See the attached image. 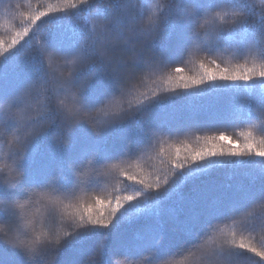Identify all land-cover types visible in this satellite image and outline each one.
Listing matches in <instances>:
<instances>
[{
	"label": "snow or ice",
	"instance_id": "6c2138e0",
	"mask_svg": "<svg viewBox=\"0 0 264 264\" xmlns=\"http://www.w3.org/2000/svg\"><path fill=\"white\" fill-rule=\"evenodd\" d=\"M222 5L241 9L245 13L244 18L237 17L236 26L227 31L219 30L208 21L207 30L201 33L198 27L201 12L198 13L193 0H180L181 8L187 9L188 15L179 19L191 24V44L176 57L164 59L153 56L140 65L144 75L155 77L154 84L159 82L158 89L150 93L139 92L138 98L134 93L144 83V75L136 83H132L134 77L125 76L95 107L85 103L84 93L96 75L97 63H102V58L89 49L88 41L103 35L112 23L103 0H60L58 5L30 17L32 24L43 16L49 17L45 37L38 42L27 61L33 77H38L40 83L31 79L15 95L0 100V105L7 104L0 126L6 129L14 127L15 121L10 113L17 107L18 101H25V112L38 114L35 119L31 118L32 115L26 119L25 127L43 123L53 129L56 121H60L67 129L73 124L84 123L92 128L97 137H102L108 129L128 125V135L119 152L109 154L102 164L96 162L93 154L91 159L76 166L77 181L70 191L87 197V202L82 199L76 209V216L81 223L94 226L83 234L93 231L102 233L96 247L88 255L87 264H103L109 234L127 206L135 204L137 214L125 217L124 221L153 214L158 216L163 201L169 198L170 193L186 182H195L221 167L234 171L251 170L256 174L257 182L239 187L222 202L206 206L202 213L183 222L178 229L179 238L169 244L170 250L163 255L159 254V249L166 235L160 228L146 229L136 239L134 247L143 249L140 255L150 253L155 264L186 251H193L195 264H232L245 251L260 257V261H253V264L264 261V251L245 244L243 237L238 240L234 231L219 226L221 222L231 220L229 227L238 226L242 232L249 234L258 232L260 242L264 244V0H220L204 12ZM157 6L165 7L160 0H156L152 17L148 16L142 25L152 35L151 42L158 40L167 26V23L163 27L156 24ZM167 7L170 13L174 11L171 2ZM237 30L246 31L248 38L243 42L226 39ZM28 35L26 27L7 51L11 52ZM28 55H19L17 62L0 75H18L15 69ZM57 56L64 57L65 63L70 66L67 78L56 76ZM196 63L199 71L194 75H185L186 66L192 64L195 67ZM177 64L185 67H173ZM188 71L191 72L190 69ZM50 80L57 81L63 98L54 108L49 101L45 113L41 107L34 108L26 101ZM106 100L109 103H105ZM178 101L184 104H178ZM53 115L55 119H52ZM101 115L105 123L97 130L95 121ZM237 126L250 128L241 133L245 137L243 144L220 130ZM253 129L260 133L259 140L254 137ZM61 141L67 143V140ZM169 141H178L184 145V151L182 153L177 147L174 154L161 159L162 168L154 169V178L149 173L147 177L138 179L122 167L126 164L131 167V158H143L148 151L157 148L156 157L163 156L167 151L163 145L169 144ZM85 169H89L92 175L87 185L82 187L80 177L85 174ZM113 173L118 174L113 177L115 185L122 184L118 179L122 175L136 186L124 185L123 194L113 196L106 190L107 185L101 187L100 179ZM162 184L167 187L162 189ZM113 191L118 192V188L114 187ZM122 254L117 252L113 255Z\"/></svg>",
	"mask_w": 264,
	"mask_h": 264
},
{
	"label": "trees",
	"instance_id": "16d2710c",
	"mask_svg": "<svg viewBox=\"0 0 264 264\" xmlns=\"http://www.w3.org/2000/svg\"><path fill=\"white\" fill-rule=\"evenodd\" d=\"M170 2L174 10L171 13L167 7ZM219 2L220 0H193L201 15L206 8ZM59 3L60 0H0V74L5 73L10 65L16 63L19 55L29 54L16 67L15 71L19 73L18 75H0V100L15 95L31 79L40 83L38 77H33L31 65L27 61L38 42L45 37L49 17L43 16L35 24L31 23L30 17ZM155 4L156 0H103V5L109 9V18L112 23L103 35L93 37L88 41L89 49L94 50L102 58V63H97L96 75L84 93V101L87 105L91 107L99 105L114 90L117 82L125 76L134 77L132 83H136L144 75L140 70V65L147 63L153 56L164 59L176 57L191 44V24L179 19L180 16L188 15V10L181 8L180 0H162V5L165 7L160 12L162 21L160 27H163L165 23L167 26L160 38L151 42L152 35L145 31L142 25L153 13ZM259 20L258 12V23ZM26 27L29 29V35L20 40L11 49V52L7 51L9 45L13 40L19 39L18 34L22 33ZM247 38L248 33L244 30H237L226 37L232 42H243ZM226 59L228 58L226 57ZM56 62V76L60 79L67 78L70 66L65 63V58L57 56ZM173 67H185V65L177 64ZM197 71H199L198 63L195 67L188 64L185 75H194ZM61 73L62 77H60ZM154 79L155 77L144 75V83L134 94L140 98L139 92L150 93L151 90L158 89L159 82L154 84ZM62 98L63 93L58 91L57 81L50 80L46 85H42L39 91L33 92L32 97L26 102L34 108L41 107L47 113L49 101L54 108ZM223 102L222 100L221 103ZM105 103H109V101L106 100ZM177 103L184 104L183 101ZM201 103H206V101ZM24 104L25 101H18L16 108L24 107ZM6 110L7 104L0 105V120L5 118ZM33 114L34 112H26V117ZM52 119H55L54 115ZM104 123V117L98 116L95 128L100 129ZM220 130L225 131L227 135L243 144L245 137L241 133H246L250 128L237 126ZM252 131L256 140H259L260 133L254 129ZM52 132L56 143L51 139ZM127 135V124L120 128L108 129L102 137H97L87 124L81 123L77 126L73 124L72 127L66 129L62 122L56 121V127L54 126L48 133L38 138L28 149L21 164L24 177L19 189L13 192L0 185V197L11 199L13 196L22 195L21 189L44 185L53 177H57V182L63 189H70L74 184V167L91 159L93 154H95L96 162L102 164L109 154L114 155L124 147ZM69 138L70 143L66 147L57 145L61 140L68 141ZM169 144L163 145L167 151L159 158L155 154L159 150L157 148L154 151H148L143 158H131V167L127 164L122 167L138 179L147 177L149 173L154 178L156 174L154 169L162 168L161 159H167L170 153L174 154L177 147L181 148L182 153L184 151V145L178 141H169ZM91 175V171L85 169V174L80 177L82 187L87 185ZM117 175V173H113L109 177L100 178L101 187L107 185L106 190L113 196L123 194L124 185H133V181L122 175L118 176L122 184L115 185L113 177ZM163 178L161 175V181ZM254 182H257V177L251 170L234 171L228 167H221L201 176L195 182H186L177 191L170 193L169 198L163 201L158 216L153 214L124 221L125 217L137 214L135 204L127 206L119 214L118 220L114 222L115 227L109 234L108 249L103 264H141V262L142 264H155L154 257L150 253L140 255L139 253L143 249L134 247V242L144 234L146 229L149 227L160 228L166 235L165 241L159 249V254L163 255L165 251L170 250L169 244L179 238L178 229L183 222L202 213L206 206L222 202L239 187ZM114 187L118 188V192L113 191ZM164 187L167 185L162 184V189ZM84 199L87 202V197ZM0 218L6 219L7 217L4 213H0ZM230 225L231 220H226L219 226L234 231L238 240L243 237L245 244H252L258 250L264 251V244L260 242L258 232L249 234L242 232L238 226L229 227ZM101 235L102 233L93 231L71 240L59 253L56 264H87L88 255L96 247ZM117 252L123 254L113 255ZM44 258H38L32 264H43ZM253 261H260V257L255 253L245 251L244 255L235 258L232 264H253ZM0 264H28V261L20 251L0 243ZM261 264H264V261Z\"/></svg>",
	"mask_w": 264,
	"mask_h": 264
},
{
	"label": "clouds",
	"instance_id": "9594fccd",
	"mask_svg": "<svg viewBox=\"0 0 264 264\" xmlns=\"http://www.w3.org/2000/svg\"><path fill=\"white\" fill-rule=\"evenodd\" d=\"M162 4V0H160ZM155 10L156 24L162 23L160 12ZM153 13L149 15L152 17ZM245 13L233 6L222 5L203 13L199 29L207 30L211 21L219 30L227 31L237 24V17L244 18ZM34 113L31 118H37ZM10 116L15 124L11 129L0 126V185L9 191L19 189L24 170L21 164L30 146L50 130V125L40 124L25 127L26 112L23 107L12 109ZM51 139H53V134ZM61 141L58 146H67ZM78 168H73L74 184L77 181ZM22 195L11 199L0 197V243L20 251L28 264L38 258H44L43 264H56L59 253L73 239L94 228L87 222L81 223L76 216V209L84 197L79 192L63 189L57 177L51 178L46 184L21 189ZM82 214V213H81ZM142 264V262H141ZM157 264H195L193 251H186L180 256L165 258Z\"/></svg>",
	"mask_w": 264,
	"mask_h": 264
}]
</instances>
